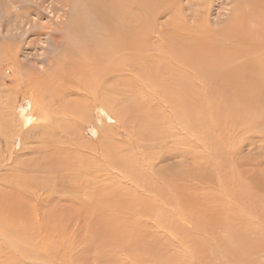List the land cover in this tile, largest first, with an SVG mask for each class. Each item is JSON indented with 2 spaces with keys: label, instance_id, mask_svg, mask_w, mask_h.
<instances>
[{
  "label": "rangeland",
  "instance_id": "obj_1",
  "mask_svg": "<svg viewBox=\"0 0 264 264\" xmlns=\"http://www.w3.org/2000/svg\"><path fill=\"white\" fill-rule=\"evenodd\" d=\"M246 1H150L153 11L150 17V23H152L148 31V41H150L148 46L154 45H151L153 49L150 48L148 51V68H145L148 69L150 75L148 78L151 80L143 88V92L148 93L150 98H159L156 103L155 99L151 98L154 102L152 104L147 102L149 105L146 103L145 107L149 108L148 106L152 105L150 108L152 111L155 110V113H159L157 110L163 107L165 112L172 115L170 120H164L162 125H158L153 130L159 135L165 132L163 140L162 138L156 141L150 140L153 141L152 143L148 140L138 142L136 134L132 139L133 136L129 135L128 130L122 127L126 117L123 118L117 113L113 115L97 104L92 106L91 101L96 97L86 94L78 95L85 103L84 109L80 110L81 114L78 113L79 117H73L74 119L66 117L64 119V123H67L66 127V124H57V121L48 115L49 120L46 123L48 131H45L47 127L41 125L45 123L46 109L42 110L34 98L16 88L13 74L15 69H20L22 63L30 67V57L33 53H45L48 56V48H51L39 40L31 45L30 32L24 33L23 29L28 30L30 26L33 29H39L40 23L46 24L50 21L54 27L58 22L66 21L71 10L67 6L64 15L61 10L55 14L50 7L54 0H45L41 6L34 5L38 9H33V13L28 15L26 8L29 3L21 0V6H24L21 8L24 10L23 13L29 19L32 18V22L36 24L32 26L22 21L23 29L20 27L16 32L18 23L15 24L16 21L11 20L12 16L5 21L0 7V56H4L0 59V264H237L238 261L242 264L250 262L259 264L256 259L264 263V249L243 254L235 252L232 248L225 250L224 247V240H229L235 231L231 230L233 226L225 223V218L227 214L229 216L233 211H240L243 207L251 210V213H247V219L252 220V224L247 226L252 227V235H264V178L250 183L248 177L250 174H262L264 177V131L262 126L258 127L259 124H264L261 114L252 109L247 108L243 111L238 108L241 110L237 109L238 117L234 118L238 120L234 121L238 123L240 120L245 124L240 126L239 130H236L237 124L235 127L227 126L232 127L230 131L232 135L226 136L227 141L225 140L224 144L231 143L229 144L231 147L226 148L221 145L222 141H218L223 151L222 155H225L221 157L223 161L221 159L218 161L228 165L225 167H228L226 170L231 172H228L230 173L228 181L232 184L221 188L218 166L208 163L214 159L215 156L212 155L217 154V147L215 148L213 144L205 146L202 143H195L194 140H197L198 135L190 133L191 126L185 122L182 123L181 118L167 110L169 108L166 102L161 101L163 96H159L163 92L157 90L152 84L155 78L151 74L154 68L158 71L161 67L167 72L169 69L166 67H171L170 57L157 51L156 48L159 45L160 47L161 45L169 46L173 41H179L178 38L182 35L179 32L188 31L189 33L194 30V34H188L189 37L194 41H200V38L207 39L208 45L211 46L203 44L204 48H207L205 46L213 47L210 43L213 31L231 21L236 10L245 11L251 8L252 6H248ZM15 7L20 8L17 4L13 6ZM61 14L62 17H60ZM193 16L197 17L193 20ZM195 19L196 22L199 20L201 25L199 21L197 25ZM155 21H157L156 24ZM192 23L198 26L197 31L194 29L195 26L188 28V25L191 27ZM180 26L185 28L181 30ZM175 29L178 32H175ZM149 32H152V35ZM14 33L17 34L14 35ZM187 33L182 35L184 41ZM157 37L161 39L158 40ZM9 41L15 44L12 45L15 56L12 60L8 58V51L11 52ZM201 43L199 42L200 45ZM161 50L166 52L164 49ZM29 69H33L32 65ZM143 73H145L144 68ZM138 76L135 70L134 82L139 80L136 88L138 85L143 86ZM219 94L220 92L216 94L218 100ZM133 96L136 97V95ZM133 96L132 98H135ZM261 97L262 100L259 98V101H263L264 96ZM220 99L222 100V97ZM135 101H133L135 108L141 109L137 106L141 104L140 101ZM52 102L49 106L56 108V102ZM159 102L162 105H158ZM198 104L200 105L201 102ZM201 108L203 105L199 108L200 112ZM57 110L59 111L58 105ZM23 113H32L34 122L24 127ZM222 115L225 117L224 114ZM222 117L221 120L216 118L214 121L219 120L218 122L224 128L226 124L222 123L224 119ZM205 119H207L206 114ZM171 120H175L173 125ZM208 122L210 126L213 125L212 121ZM128 123V128L137 131V123L134 119ZM49 124H55V132ZM139 132L137 136L145 137L147 134V131L145 134L141 130ZM157 132L154 135H157ZM220 132L221 130H218L217 133L220 134ZM138 138L141 139V137ZM228 139L231 140L228 141ZM47 140L51 145H46ZM233 143L236 144L235 148ZM189 147L193 149L192 154L188 153ZM126 162L133 164L131 166L138 175L133 170V172L130 171L132 168L129 164H123ZM40 163L43 164L40 165ZM184 163H187L188 167L196 165L195 168L199 174L194 175L193 179H204V183L197 189H195V182H191L192 184L178 180L173 182V179L169 177L163 180L157 175L160 170ZM126 168L129 169L128 172L125 171ZM41 169L47 171H41ZM12 171L14 174L11 173ZM130 173L131 175L134 173L135 177ZM236 174L238 175L235 179ZM15 179L18 181L15 182ZM7 180H13L14 184L12 182L8 185ZM22 180L24 182L28 180V183H25L26 186L23 184L25 187L20 185ZM203 205L208 207L204 209H211L215 216L212 215L213 217L209 218L207 213L197 216L194 211ZM227 209H229L228 212H226ZM220 211L226 212L224 217L222 213H219ZM151 247H153L152 252L149 250Z\"/></svg>",
  "mask_w": 264,
  "mask_h": 264
},
{
  "label": "bare ground",
  "instance_id": "obj_2",
  "mask_svg": "<svg viewBox=\"0 0 264 264\" xmlns=\"http://www.w3.org/2000/svg\"><path fill=\"white\" fill-rule=\"evenodd\" d=\"M26 1L29 3L27 5L28 7L26 8L28 15L33 13V9H38L35 8V6H41L45 2V0ZM150 1L152 0H54L50 7L51 10L55 12V14L59 13L61 10L63 12L62 14L64 15L65 7L68 6L70 8L71 12L68 15L67 20L64 22H58L56 25H54V27L52 26L53 23L50 21L46 24L40 23L39 29H33L30 26L27 30L26 28L23 29L21 24L22 21L26 24H32V26L35 25L36 22H32V18L29 19L28 17H26V14L23 13L24 10H22L21 8L24 6H21V0H0L1 12L5 16V21L6 18L12 16L11 20H15V24L18 23L16 25L17 27L15 28L16 32H18L17 29L21 27L24 33L30 32L29 37L31 39V45H33L34 42L37 43V41L39 40L43 44L46 43L51 47L48 48V56H46L45 53L32 54V56L30 57V61L33 69H29L31 65L28 68L24 65V63H22L20 69H15V73L13 74V80L16 81V88L34 98L42 110L46 109L47 113H44L45 123L41 125L47 127V130L45 131H48V126L46 123L49 120V116L51 118H54V121H57V124H66V127L67 123H64V119L66 117H79L78 113H80V110L85 105V103L80 99L79 96L86 94L96 97L91 101L92 106L97 104L99 107H103V110L105 108L113 115L114 113H117L123 118L126 117L122 127L128 130L129 135L131 137L133 136L132 139H134L136 134V140L138 142L148 140L150 143H152L153 141L150 140L156 141L159 139L161 140V138L163 140V137H165V132L159 135L157 131L153 132V130L158 127V125H162V123H164V120H170L172 118V115L165 112L164 109H162L163 107L161 108L160 106V109L157 110L159 111V113H155V110L152 111V109L150 108L152 107V105L148 106L149 108H146L145 106L147 102H149V104H152L155 101L156 103V100L159 97H151L153 98V100L155 99L152 102L151 98L147 95L148 93L143 92V88L146 87L151 80H149L148 78L150 76L148 69L145 68H148V51H150V48L153 49L151 45H154L151 44L148 46V44H150V41H148V31L152 23H150V17L152 13L151 11H153L151 9ZM176 1L178 2V0ZM246 2L249 4L248 6L252 7L247 8L245 11L242 9L236 10L231 21L224 23L219 29L213 31V34L211 35L212 38H210V43L213 44V47H208L211 45H208L207 39L200 38V41H194L191 37H189L188 34H194V30L193 32L190 31L189 33H187L188 31L179 32L182 35L187 33V36L185 35V41L182 39L183 37L181 35V38H178L179 41H173V43H170L169 46L161 45L160 47L159 45L158 48H156L157 51H159V53H165L170 57L169 60L171 63V67H166V69H169V71L167 72H165V69L161 68L160 66L159 69L157 67L158 71H156L155 68H152L154 72L151 73L155 78L154 82L152 81V84H154L157 90H161L163 92L159 96L165 97H161V101H164L163 103L166 102V105L169 108L167 110L172 112L173 115L176 114L179 118H181L182 123L185 122L186 124L190 125V133H196V135H198L197 140H194L195 143H202L205 146H211L213 144L215 148L217 147V154L212 155L215 157L208 163H212V165L215 167L218 166L219 186L221 188L226 185H232L228 181V175L231 172L226 170L228 167H225L228 165H224L223 162L218 161V159L222 160V156H225L222 155L223 151L221 150L222 148L220 149L221 146H219L218 141H222L220 142L221 145L226 148L227 146L231 145V143H229L230 145L228 143H226L228 145L224 144L226 136L229 134L232 135L230 133L232 127L227 126L234 125L235 127L237 124L236 130H239L238 128H240V126L244 125L245 123L240 120L237 123V121L234 120H238V118H234L238 117V113L241 109H243L244 111V109L247 108L248 110L252 109L254 111H259V113L261 114V119L264 122V112H262V110L264 111V99L263 101L258 100L259 98H261L260 100H262L261 96H264V0H247ZM16 4L19 5L20 8H13V6H16ZM14 9L16 12L13 11ZM36 12L35 14H37ZM62 14L60 15V17L63 16ZM192 14L194 13L192 12ZM194 16L193 20L197 17ZM156 22L157 21H155V24ZM173 23L176 24L175 22ZM181 23L182 21L180 22V24ZM197 25L199 24L197 23ZM192 26H195L194 23H192L191 27H189L188 25V28H193ZM196 27L198 26L194 27L195 30L199 29ZM184 28L185 27H181L180 29L182 30ZM203 31L204 30H202V32ZM175 32L178 31L176 30ZM151 33L150 35H152ZM16 34L17 33H14V35ZM42 35L44 36L43 38L41 37ZM197 36L199 35L197 34ZM214 39L215 42H213ZM199 42H202V46L199 44ZM8 44L10 46L11 52L8 51V49L6 50L9 52L8 58L12 60V58H15V56L13 55L14 46H12L14 43H11L9 41ZM203 44L208 45L205 46L207 48H204ZM161 49H164L166 52H163ZM2 56H0V59L2 58ZM161 58L163 59L162 56ZM158 63L163 62L158 61ZM143 68L145 70V73L142 74ZM135 70L140 76L138 77L140 79V83L143 84L142 87L139 85L137 86V88L135 87L137 84H139V80H135L137 81L136 83L134 82ZM218 92H220L219 95L220 97H222V100L220 99V97L219 100L217 99L218 96H216V94ZM133 95H136V97ZM68 96H70V98ZM132 96L135 98H132ZM135 100L140 101L141 104L137 106H139L138 108L141 107V109L135 108L136 105L133 102ZM52 101L56 102L55 104L58 105L59 111L57 110V105H55L56 108L49 106L51 103H53ZM199 102H201L200 105L198 104ZM218 102H221L222 104ZM157 104L162 105L161 102ZM202 105L203 108H201L200 112L199 108ZM156 109H158V107ZM205 114L207 119H205ZM222 114H224L225 117H222ZM221 117L222 119L224 118L222 123L226 124L224 128L223 126H221L222 124L220 125V123L218 122L219 120L217 122L214 121L216 120V118L221 120ZM56 119H58L59 121ZM133 119L137 123V131H133L128 128V122L133 121ZM34 120L35 118L33 117L32 113L24 114L22 118L24 127L32 124ZM208 121H212L213 125L210 126L211 124H209ZM72 122H74V120ZM170 122L172 123L171 125H173L175 120H171ZM262 124H259L258 127L262 126V129L264 131V124ZM49 125L52 126V131L55 132V124ZM180 126L183 127L182 124H180ZM222 128L224 129V131H222ZM63 129L61 130L63 131ZM140 130L143 131L144 134L147 131L145 137L144 135L137 136L140 134ZM218 130H221L220 134L217 133ZM156 132L157 135H154ZM138 137H141V139L139 140ZM229 140L231 139H228V141ZM235 140L237 139L235 138ZM49 142L50 141L47 140V146L51 145L48 144ZM189 143L191 144V139L189 140ZM232 145L234 147L236 144L233 143ZM186 149L184 151H186ZM187 150L188 153L192 154V147H189V149ZM163 151L164 150H162V152ZM42 164L43 163H40V165ZM123 164H129L132 168V163L126 162ZM184 164H186L187 166H185ZM184 164H178L176 167H170L164 170H160L157 175L163 178V180H167V177H169V179H173V182L177 180L190 183L195 182V184H193L196 186L195 189H197L199 185L204 183V179H193L194 175L199 174L198 170L195 168L196 165L188 167L187 163ZM238 164L240 165L241 163ZM125 167L130 168L129 166ZM127 168L125 169V171L128 172L129 169L127 170ZM132 170L133 168L130 169L131 172L134 171ZM41 171L47 170L41 169ZM13 172L14 171H12L11 173L14 174ZM134 173L138 175L137 171H134ZM134 173L132 175H134ZM141 174L144 175V173ZM234 174L235 173H233V175ZM3 175L5 174L3 173ZM237 175L238 174L234 176L235 179L237 178ZM145 176L148 177V175ZM147 177H145V179H149ZM248 177L250 183H255L256 180H263L264 178L262 174H250V176ZM18 179L21 180L20 178ZM141 180L143 179L141 178ZM7 181L9 183L7 184L10 185V183L12 184L13 182L14 184V181L16 182L18 180L15 179L14 181ZM26 182L22 180L20 183L19 181L20 185L22 184V187L26 186ZM23 184L25 186H23ZM17 188H19L18 185ZM22 189L23 188H21V190ZM205 207L207 206L203 205V207L201 206L200 209H197L195 207L197 210H195L194 212L197 216H201L202 214L207 213V217L210 218V216L214 215V212L211 209H204ZM228 211L229 209L226 210V212ZM226 212L220 211L219 213H222L224 217ZM247 213H251V210H249L248 207H243L240 209V211H233L229 216L227 214L225 223L228 226H233V229L231 230L235 231L230 236L229 240H224L225 250L228 248H232L235 252L245 254L244 252H252L256 249H264V235H252V227L247 226V224H252V220L247 219ZM171 215L174 216L172 213ZM175 215L177 216L176 213ZM20 216L18 217L20 218ZM9 229L10 228H8V230ZM152 249L153 247H151V249L149 250H151L152 252ZM256 260L259 264H264L263 261L258 259ZM237 264L242 263L238 261ZM249 264L253 263L250 262Z\"/></svg>",
  "mask_w": 264,
  "mask_h": 264
}]
</instances>
